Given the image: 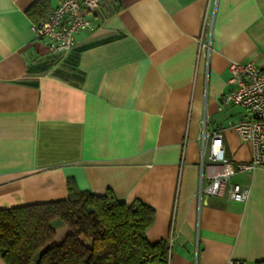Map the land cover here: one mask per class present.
<instances>
[{
	"label": "crops",
	"instance_id": "1",
	"mask_svg": "<svg viewBox=\"0 0 264 264\" xmlns=\"http://www.w3.org/2000/svg\"><path fill=\"white\" fill-rule=\"evenodd\" d=\"M35 1L0 0V208L66 198L72 178L153 208L145 235L168 254L151 264L264 261V167L229 177L226 188H249L245 202L197 196L201 171L223 167L207 137L201 168L204 128L231 163L252 158L232 127L247 110L223 93L229 60L264 69V0H102L67 54L36 37ZM61 1L47 0L50 12Z\"/></svg>",
	"mask_w": 264,
	"mask_h": 264
},
{
	"label": "trees",
	"instance_id": "2",
	"mask_svg": "<svg viewBox=\"0 0 264 264\" xmlns=\"http://www.w3.org/2000/svg\"><path fill=\"white\" fill-rule=\"evenodd\" d=\"M27 13L39 25L51 12L47 0H36ZM66 188L63 199L0 208V257L6 264L166 261V241L150 242L145 235L152 207L138 200L126 204L111 190H80L72 178Z\"/></svg>",
	"mask_w": 264,
	"mask_h": 264
},
{
	"label": "built area",
	"instance_id": "3",
	"mask_svg": "<svg viewBox=\"0 0 264 264\" xmlns=\"http://www.w3.org/2000/svg\"><path fill=\"white\" fill-rule=\"evenodd\" d=\"M102 0H62L39 25H33L37 38L43 39L57 53H69L75 44V34L84 29H93L95 24L91 18ZM213 13L205 10L203 27L211 30ZM211 31L208 35L201 32L199 36V53L208 61L211 51ZM229 89L223 93V103H231L244 107L247 114L236 121L232 127L239 139L249 142L252 147V158L248 162L231 163L225 155L222 135L218 131L210 134L203 129L201 135L202 148L200 165H204V143L211 138L208 148V159L214 163H222L220 171L204 175L201 171L198 198L202 195H221L226 189L230 200L245 202L249 196V188L240 184H231L226 188L229 177L237 172L253 171L264 167V69L256 67L252 62L229 60L227 63ZM206 180V184L203 181ZM226 264H245L240 260L230 259Z\"/></svg>",
	"mask_w": 264,
	"mask_h": 264
}]
</instances>
